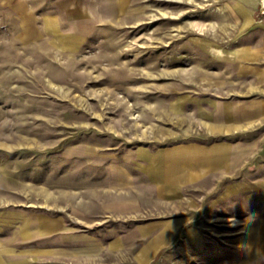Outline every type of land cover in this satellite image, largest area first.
<instances>
[{
  "label": "rangeland",
  "instance_id": "obj_1",
  "mask_svg": "<svg viewBox=\"0 0 264 264\" xmlns=\"http://www.w3.org/2000/svg\"><path fill=\"white\" fill-rule=\"evenodd\" d=\"M179 219L153 264H264V0H0V244Z\"/></svg>",
  "mask_w": 264,
  "mask_h": 264
},
{
  "label": "crops",
  "instance_id": "obj_2",
  "mask_svg": "<svg viewBox=\"0 0 264 264\" xmlns=\"http://www.w3.org/2000/svg\"><path fill=\"white\" fill-rule=\"evenodd\" d=\"M209 152L211 153L193 146L189 153L185 151H183L184 154L177 153L176 160L169 165L170 176L165 180L170 192L178 193L176 187L178 180L175 174L177 166L181 167L198 160L199 163H202L205 161L204 159L200 161L203 155L210 156L208 166L212 168H225L229 165V161L233 160V156L224 152L223 146H217ZM182 155L185 156V159L182 158ZM121 182L128 183V177L114 170L111 183L120 184ZM160 192L158 187L156 193ZM123 198H116L115 202L111 203V213L123 215L125 205L131 210L126 211V215L138 214L137 211H134V203L125 202ZM129 198L134 202L132 196ZM57 224L59 225V222H56L55 226ZM184 224L186 225L187 221L183 222L182 219L161 224H135L131 225L125 233L117 231L103 239L83 235L73 238L71 236L70 238L56 236L45 239L43 233L28 238L27 234L19 229L15 233V238L0 244V264H153L158 258L159 251L172 244L177 232L180 233L178 235L181 238L183 237L182 242L185 245H194L200 240L198 239V230L193 227L183 229ZM44 227L45 225L42 224L38 230L43 231ZM46 227L53 228L54 222L52 225L47 224ZM51 231L53 232V229Z\"/></svg>",
  "mask_w": 264,
  "mask_h": 264
},
{
  "label": "snow or ice",
  "instance_id": "obj_3",
  "mask_svg": "<svg viewBox=\"0 0 264 264\" xmlns=\"http://www.w3.org/2000/svg\"><path fill=\"white\" fill-rule=\"evenodd\" d=\"M189 2H191V0H189Z\"/></svg>",
  "mask_w": 264,
  "mask_h": 264
}]
</instances>
